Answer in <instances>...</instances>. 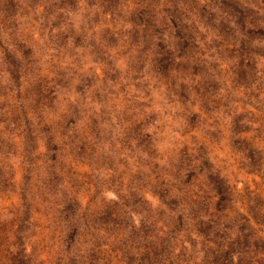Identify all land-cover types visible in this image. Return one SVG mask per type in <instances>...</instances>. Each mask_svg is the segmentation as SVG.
I'll use <instances>...</instances> for the list:
<instances>
[{
  "label": "rangeland",
  "instance_id": "obj_1",
  "mask_svg": "<svg viewBox=\"0 0 264 264\" xmlns=\"http://www.w3.org/2000/svg\"><path fill=\"white\" fill-rule=\"evenodd\" d=\"M0 264H264V0H0Z\"/></svg>",
  "mask_w": 264,
  "mask_h": 264
},
{
  "label": "trees",
  "instance_id": "obj_2",
  "mask_svg": "<svg viewBox=\"0 0 264 264\" xmlns=\"http://www.w3.org/2000/svg\"><path fill=\"white\" fill-rule=\"evenodd\" d=\"M37 188H40V190H37ZM37 188L35 190V195L43 196V194H48L52 199H54L53 197L58 194V192L53 188H48V189H41V187H37ZM44 199L46 200V198Z\"/></svg>",
  "mask_w": 264,
  "mask_h": 264
}]
</instances>
